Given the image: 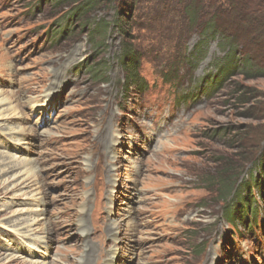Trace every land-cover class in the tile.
<instances>
[{"label": "rangeland", "instance_id": "1", "mask_svg": "<svg viewBox=\"0 0 264 264\" xmlns=\"http://www.w3.org/2000/svg\"><path fill=\"white\" fill-rule=\"evenodd\" d=\"M57 1L0 0V264H264V204L243 191L264 180V76L203 83L250 55L203 30L212 0L192 27L189 0H131L130 37L127 0L85 27ZM229 181L252 197L248 231L223 218Z\"/></svg>", "mask_w": 264, "mask_h": 264}, {"label": "trees", "instance_id": "2", "mask_svg": "<svg viewBox=\"0 0 264 264\" xmlns=\"http://www.w3.org/2000/svg\"><path fill=\"white\" fill-rule=\"evenodd\" d=\"M220 1L221 5H216ZM126 3L118 7V18L114 26L122 37H130L129 25L124 19L130 21L134 5L131 0H127ZM58 5L61 8H70L68 13L64 15L63 20L66 19L67 23L79 22L82 24V27H85L88 24V15L99 6L106 7L109 5V0H59L55 6ZM212 5L215 7V11L205 22L203 30L209 32L214 37L218 35L222 39V46L226 48L227 58L230 55L234 56L238 53L239 48L246 50L250 55H242L238 59L235 57L228 59L217 70V74L214 75L212 80L208 78L203 80V83L209 82L212 84L213 81L215 85L221 84L228 76L235 72L241 75L264 76L263 69L257 66L261 62L257 61L258 56L261 51H264V0H212ZM201 9L202 0H189L184 6V14L191 27L198 20ZM100 29L104 38L108 25H101ZM100 42L103 44L105 40L101 39ZM251 54L254 55L252 58ZM137 59V52L132 47L124 46V49L120 53V61L122 70L125 72L122 84L125 89L135 88L138 91L143 89V79L138 75ZM166 84L172 85L170 81H166ZM240 184L237 185V183L230 181L225 183V188L227 189L225 193L231 196V201L234 199V203L224 208L223 218L232 227L237 223H242L248 231L250 230V226L256 227L258 214L256 212L253 213L252 197H244L242 194H238ZM247 184L243 188V191L248 192L251 188L257 190L260 194L259 199L261 198V203L264 204V180L260 182L255 179L250 183V187Z\"/></svg>", "mask_w": 264, "mask_h": 264}, {"label": "bare ground", "instance_id": "3", "mask_svg": "<svg viewBox=\"0 0 264 264\" xmlns=\"http://www.w3.org/2000/svg\"><path fill=\"white\" fill-rule=\"evenodd\" d=\"M46 103V100L45 101H43L42 102V104L44 105ZM43 105H42V107H43ZM112 142H114V141H112ZM32 166H30V165H24L23 167H22V169L20 170V172L22 171V173L23 174H26V173H30V170L32 169L31 168ZM12 168L10 167V168H8V170H11ZM19 172V173H20Z\"/></svg>", "mask_w": 264, "mask_h": 264}]
</instances>
